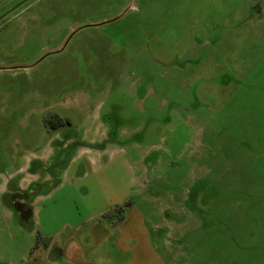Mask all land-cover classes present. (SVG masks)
Listing matches in <instances>:
<instances>
[{
  "label": "rangeland",
  "instance_id": "1",
  "mask_svg": "<svg viewBox=\"0 0 264 264\" xmlns=\"http://www.w3.org/2000/svg\"><path fill=\"white\" fill-rule=\"evenodd\" d=\"M128 1L0 0V182L38 177L31 157L54 170L39 175L32 220L0 201V264H72L42 260L45 243L55 252L129 208L172 264H264V13L247 18L245 0H133L139 11L85 26ZM51 110L83 147L66 168L64 137L50 143L42 122ZM77 239L101 264L128 260L111 240Z\"/></svg>",
  "mask_w": 264,
  "mask_h": 264
},
{
  "label": "crops",
  "instance_id": "2",
  "mask_svg": "<svg viewBox=\"0 0 264 264\" xmlns=\"http://www.w3.org/2000/svg\"><path fill=\"white\" fill-rule=\"evenodd\" d=\"M261 1V15L257 14L259 19L263 16L264 13V5ZM247 0H245V3ZM247 5V3H246ZM245 5V10H246ZM99 127V126H98ZM88 141H99V140H88ZM82 147V146H80ZM78 147L75 152L71 155L70 159L67 161L66 165L63 168H66L69 162L75 158L76 151L82 150V148ZM78 155V154H77ZM38 159V157H31L27 159L26 170L28 171V175L36 176L38 172H32L29 170L28 166L31 160ZM25 170V171H26ZM27 173V172H26ZM47 176L44 177L46 179ZM26 179L24 177L23 170H15L8 177L5 178L4 181H1L0 184L4 185V189L6 188L7 182L15 183V186L19 188H25L31 180L37 179L32 178L28 180L25 187L21 186L22 181ZM4 190L2 189V192ZM129 210V211H128ZM127 211L122 213V219H109L106 220L103 224L95 223L83 231H85L86 240L85 242L92 243L90 247H94L97 244L105 245V243L109 240L114 242L115 252L119 254L128 255V260L125 264H150L149 261L153 259L156 264H172L170 260L167 261L164 257V254L157 251L151 243L150 240V230L146 226V221L143 215L139 212L138 209L129 208ZM82 229V228H81ZM80 230L70 232L65 241L60 247H55L54 251H50L49 247L44 249L43 252L40 253V258L42 260H55L56 258L64 259L65 261L72 264H101L107 258L100 256L99 253L97 256L92 257V248L90 250H86L79 239H77L78 234L82 233ZM108 245V244H107ZM51 248V247H50ZM126 251H122V250ZM52 253V254H51ZM167 255V254H166ZM108 256V255H107Z\"/></svg>",
  "mask_w": 264,
  "mask_h": 264
},
{
  "label": "flooded vegetation",
  "instance_id": "3",
  "mask_svg": "<svg viewBox=\"0 0 264 264\" xmlns=\"http://www.w3.org/2000/svg\"><path fill=\"white\" fill-rule=\"evenodd\" d=\"M246 3H247L246 5L247 18H250L253 15L257 16V14L261 15L260 0H247ZM129 10L139 11L137 2L134 4L132 0V7ZM65 125L67 124H64L61 128H63ZM56 132L58 136L53 137L50 143H53L55 141H60L63 136L64 139L60 141L61 144V147L59 148L60 151L65 152V150L68 149L69 151L67 154L69 155L71 153H74L75 150L78 147H80L77 140L78 134H76L77 136L65 135L62 134L61 129L56 130ZM47 161L48 160L42 161L40 159L31 160L28 168L34 173L38 172L37 173L38 177L37 179L31 180L25 188H19L15 186V183L13 184L12 182L11 183L7 182L6 188L4 189L3 192L0 193V201L2 202V204H4L5 207L9 206L8 210L11 212V216L18 217L19 219L22 220V222H27L28 219L32 218V210L28 205H26V202L31 205L32 200L38 195L40 183L45 182L47 180V178L44 179L45 176L40 177L41 174L43 172L45 173V171L48 170H51L52 173L54 171L49 168L51 163L47 165Z\"/></svg>",
  "mask_w": 264,
  "mask_h": 264
},
{
  "label": "trees",
  "instance_id": "4",
  "mask_svg": "<svg viewBox=\"0 0 264 264\" xmlns=\"http://www.w3.org/2000/svg\"><path fill=\"white\" fill-rule=\"evenodd\" d=\"M48 113H49V116L46 117L45 119H43V121H42L44 126H48L53 130H59L64 124H70V119L68 117L62 118V116L54 110L48 111ZM72 154L73 153H71L67 156L63 166L66 165L67 161L70 159ZM56 179L57 178H54V182H57ZM24 191H26V190H24ZM26 205H28L30 207V209L32 210V205L28 204L27 202H26ZM6 208L9 209V206H7ZM112 216H114V215H112ZM107 218L120 220V219H122V213L119 214L118 216L114 217V218H112L111 216L110 217L107 216ZM49 243L50 242L45 243L44 248H48L50 246Z\"/></svg>",
  "mask_w": 264,
  "mask_h": 264
},
{
  "label": "water",
  "instance_id": "5",
  "mask_svg": "<svg viewBox=\"0 0 264 264\" xmlns=\"http://www.w3.org/2000/svg\"><path fill=\"white\" fill-rule=\"evenodd\" d=\"M132 7V0H129V3L121 10V12H119L116 16L110 18V19H106V20H103V21H100V22H96V23H91V24H86L85 26H98V25H102L104 23H108V22H111V21H114L118 18H120L126 11H128L130 8ZM78 30V28H75L73 30H71L68 34V37L66 38L65 42L62 44V46L60 48H58L57 50H51V52H55V51H60L63 49V47L65 46L66 42L69 40V38L71 37V35L76 31Z\"/></svg>",
  "mask_w": 264,
  "mask_h": 264
}]
</instances>
